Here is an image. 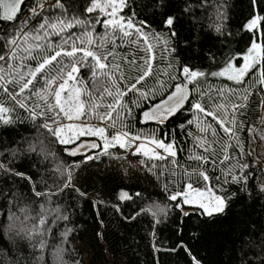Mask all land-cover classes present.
<instances>
[{
	"label": "trees",
	"instance_id": "1",
	"mask_svg": "<svg viewBox=\"0 0 264 264\" xmlns=\"http://www.w3.org/2000/svg\"><path fill=\"white\" fill-rule=\"evenodd\" d=\"M37 2L44 10L40 16H33L30 9ZM91 3L62 0L64 7L57 8L56 0H26L14 22L0 21V55L8 51L3 46L4 34L11 35L18 27L32 34L40 23L71 21L74 26L60 35L44 38L41 33L42 43L55 46L48 54L61 46L70 50L71 43L62 45L69 37L77 47L103 55L114 52L116 59L108 56V62L119 64L121 72L116 76L122 73L125 79L97 82L88 69H82V83L77 85L83 93L81 99L87 102L91 93L92 102L107 105L117 90L126 92L108 122V132L154 135L174 143V164L161 165L140 155L123 159L113 149L100 154L96 161L67 158L63 150L73 144H60L43 127L45 122L52 126L51 120L31 116L35 106L41 105L38 113L47 108L41 97L31 89L17 96L19 88L11 84L7 93L0 89V107L9 110L12 120L8 125L0 123V164L4 165L0 169V264H83L76 249L80 243L98 246L97 264H192L181 244L201 264H264V191L257 186L262 172L247 152L248 127L260 105L256 87L264 100V86L251 77L255 73L259 76L264 62L245 76L242 84L211 75L233 58L234 64L238 63L253 40L264 44V28L255 32L246 28L254 15L264 17V0H256L255 5L253 0H126L127 6L118 15L131 18L137 27L143 22L139 39L134 29L128 37L120 33L113 38L110 29L96 22L107 16L97 10L86 11ZM170 16L175 17L172 28L164 23ZM89 36L94 40L92 45L87 42ZM132 60L135 63H130ZM25 63L35 66V61ZM185 66L206 74L188 84L191 97L186 107L164 125L142 126L139 113L168 94L175 84L184 82ZM146 71L149 75L137 87L148 93V100L139 92L127 90V82H134ZM106 84L116 85L111 88L112 97L104 92ZM42 86L41 79L37 90ZM195 103L214 112L228 127L238 128L236 136L225 133L217 119L195 111ZM236 104L244 107L235 115L234 126L232 107ZM48 116L55 118V112L49 111ZM198 155L207 163L195 159ZM243 164L249 167L241 171ZM9 169L27 175L31 181L9 175ZM201 171L209 177L207 181L199 175ZM69 173L71 186L65 187ZM229 173L243 179L233 182ZM188 183L198 188L209 186L221 196L230 194L226 212L211 222L198 215L183 217L175 207L177 201H171L169 195L173 185L177 184L178 191ZM121 192L131 199L120 200ZM183 207L191 211L193 206ZM41 219L44 224H40ZM32 231L36 235L30 239ZM97 239L104 243L112 262L99 257L103 247Z\"/></svg>",
	"mask_w": 264,
	"mask_h": 264
},
{
	"label": "snow or ice",
	"instance_id": "2",
	"mask_svg": "<svg viewBox=\"0 0 264 264\" xmlns=\"http://www.w3.org/2000/svg\"><path fill=\"white\" fill-rule=\"evenodd\" d=\"M24 2L25 0H0V21L9 23L14 22L18 18V14L22 11ZM255 3L256 0H253L254 5ZM126 6V0H92L91 6H89L86 11L92 13L99 10L106 15L108 17L107 19H97L96 22L102 23L106 30L110 29L113 38L120 33L123 34V37H128L132 35L131 30L134 29L139 39L140 35H142L143 22H141V27H137L132 22L131 18L125 19L118 15ZM55 7L63 8L62 0H56ZM109 9L111 11H108ZM43 10L44 5L39 2L30 9L33 16H40ZM81 22L82 21H76V23ZM174 22L175 17L171 16L164 21L169 28L174 26ZM262 22H264V17L254 15L247 23L246 28L249 31L255 32L260 28H264V23ZM73 26L71 21L66 23L65 21L58 20L56 23H40L32 34L26 32L24 28L19 27L16 28L11 35L4 34L3 46L7 48L8 51L6 55H0V62H3L0 64V89H3V91L7 93L9 91L8 85L11 84L19 88V92L16 93L17 96L22 95L29 89L40 96L47 104V108L38 113L37 108H40L41 105H37L31 110V116L33 119L45 117L52 121V126H49V123L45 122L43 127L46 128L60 144L74 145L67 149L68 155L70 156H76L90 149H101V145L96 141L103 140L102 150L98 152L97 155H106L110 147L118 146L121 149H134V151L131 152L132 155H143L149 159L167 158L157 150H163V153H166L167 156L174 157L176 155L174 143H165L163 140L157 139L154 135L152 137H142L140 134H131L128 131H117L115 134L109 136L108 122L113 120L117 106L121 105V98L126 95V92L117 90L116 95L112 98V103L107 105L92 102L91 93H88L89 100L87 102L83 101L81 99L83 93L79 88H77L75 97H73V88L69 85L71 83L77 85L82 83L79 78V73L82 69H88L91 73V78L97 82L102 80L111 81L125 79L122 73L119 77L116 76V73L121 72L120 65L110 64L108 62V56H111L113 60L116 59V54L114 52L103 55L90 48L77 47L75 41L72 40L71 37L62 41V45L71 43L70 50L61 46L60 50H55L51 54H48V50L53 49L55 46L47 41L42 43L41 33L44 34V38L53 34L60 35L66 28H71ZM25 27H27L26 24ZM48 29L52 31H48ZM175 34L174 32L172 33V35ZM87 42L89 45H92L94 40L89 36ZM83 43L84 41L81 40V44ZM100 47H102V45H100ZM257 49L260 50L259 53ZM65 57L70 59L65 60ZM234 59L235 58L230 60L223 70L212 72L211 75L225 76V74L228 73L227 79L233 80L238 84L244 83V77L257 71L258 65L264 62V44L253 40L247 53L243 55L245 63L242 66L236 67L233 62ZM9 61H11V63H8ZM17 61H19V63H17ZM25 61H35V66L27 64ZM130 63H135V60L130 61ZM147 67L150 69L151 65H147ZM183 74L184 82L175 84L173 91H170L166 96L161 98L158 103L152 104L151 107L142 111V120L144 122L155 121L159 124H163L169 118L177 115L178 112L183 109L185 102L189 99L188 84L206 75L203 72L193 71L187 66L183 68ZM147 75H149V72L146 71L136 78L134 82H127V90L139 92L144 100H148L149 95L146 92H141L137 86ZM41 79L43 80V86L37 90L36 83ZM173 79H176V77H173ZM258 83L264 86V67L259 68ZM115 86L116 85L113 84L109 87L106 84L104 86V92L112 97L111 88ZM62 94H64L67 99L62 100ZM153 95L155 94L153 93ZM52 99L55 101L54 104L51 103ZM245 99H247V95ZM137 106L139 107V104H137ZM21 107H25V105L22 104ZM101 107L105 109L103 112L98 111ZM192 107L197 112L210 115L213 119H217L223 131L229 134L230 137L236 136V132L239 129L236 127H228L225 121L219 120L216 117L214 112H208L200 103H195ZM243 107L244 105L242 104H236L232 107V124L234 126L236 124L235 115L240 113V109ZM49 111L55 112V118L48 116ZM128 111L130 114L131 110L129 109ZM8 113V109L0 107V123L4 125L12 123V120L8 118ZM90 114L98 119L99 123L93 124L87 122L85 118ZM61 117L66 118L69 123L67 125L63 124ZM188 123L191 124L192 121L189 120ZM81 137H95L96 140L84 142L80 140ZM76 141L80 142L76 143ZM137 141L140 142L137 143ZM145 141L148 145L153 146L151 152L148 147L145 146ZM205 151H207V148H205ZM225 158L227 159V157ZM85 159L91 160L94 159V157L89 154ZM195 159L203 160L207 163L205 157L198 155ZM247 167H249L247 164L241 165V171L243 168ZM3 168L4 165L0 164V169ZM15 174L22 177L24 175L19 172ZM229 174L231 175V173ZM199 175L203 177L205 181L209 179L203 171H201ZM231 179L233 182L239 183L243 178L231 175ZM70 186L71 173H69V179L65 184V187ZM36 195L42 196L44 193L37 192ZM119 199H131V196L126 192H121L119 194ZM169 199L171 201H177L175 207L179 209L183 217L198 215L199 217L206 218L208 222H211L216 216L226 212L229 207L231 195L228 193H225L223 196L215 194L206 195L204 191L193 188L192 183H188L186 189L170 193ZM184 205L193 206L192 210L189 211L185 209L183 207ZM117 211H119V207H117ZM181 223H183V221H181ZM40 224H44L43 219H41ZM35 235V231L28 234L30 239ZM41 247H43L42 241ZM180 247H184L188 251V254L191 256L192 264H201V261L193 256L185 245L181 244Z\"/></svg>",
	"mask_w": 264,
	"mask_h": 264
},
{
	"label": "rangeland",
	"instance_id": "3",
	"mask_svg": "<svg viewBox=\"0 0 264 264\" xmlns=\"http://www.w3.org/2000/svg\"><path fill=\"white\" fill-rule=\"evenodd\" d=\"M46 2H48V1H46ZM97 11H99V10H97ZM108 11H111V10L109 9ZM257 52L259 53L258 49H257ZM244 63H245V61L243 59V56H241L239 59V62L236 63L235 66L240 67ZM224 68L225 67L221 68V70H223ZM221 70H219V71H221ZM227 75H228V73H226L225 76H218V77L227 79ZM257 78H258V75L255 73L251 77V81H254V79H255L256 82H258ZM227 80H229V79H227ZM229 81L235 82L233 80H229ZM256 82H255V85H256ZM69 86L73 88V97H75L76 90L78 88L77 84L71 83ZM256 94L260 98V105H259V110L257 112L256 117L251 120L249 127H248V148H247V152L251 158L252 164L255 165L256 167H258L262 172L261 180L259 181V184L257 186H258V189L264 191V165H263V160H264V106H262V105H264V100L262 99L261 93L257 87H256ZM65 99H67V97H65V95L62 94V100H65ZM66 107H67V104H66ZM86 121L93 123V124L99 123V121L95 122V120L92 118V116H89V120H86ZM68 123H69V121L66 118H64L63 124L67 125ZM110 132L111 133L108 132L109 136H111L112 134H115V132H117V130H113ZM82 138H93L94 140H96L95 137H81L80 139H82ZM97 142L101 145V149H98V152H100L102 150V146H103L104 141L99 140ZM139 142L140 141H137V143H139ZM68 145H70V144H68ZM145 146L148 147L149 151L151 152L153 146L148 145L146 141H145ZM110 149L115 150L116 153L118 154V157L123 158V159L129 158L130 156H132L131 152L134 151V149H121L118 146L110 147L108 150H110ZM157 151L161 152L167 158L166 159H149L143 155H140V156L142 158H147V159L155 161V162H160L161 165L169 166V164H174V158L172 156H167L166 153H163V150H157ZM97 153L91 154L94 157V159H91V160L84 159L85 162L98 160L100 158V156L97 155ZM6 172L9 175H16L15 173H17V171L14 169H9ZM17 176H19V175H17ZM19 177L23 178L26 182L31 181L30 178L25 174L23 175V177L22 176H19ZM173 186H175V187H173L171 193L177 191L176 190L177 184L173 185ZM193 188L204 191L206 193V195H212V194L218 195L217 192L209 186H205V187H201V188L193 186ZM182 189H186V185H184V187ZM186 206H190V205H186ZM97 242L103 247V249H101L102 254L99 257H101L103 259H107V260L112 262L114 259L106 251L104 243L102 244L101 239H97ZM76 249H77L78 255H79L80 259L82 260L83 264H97V258H98L97 252L100 250L97 245H94V244L88 245L85 243H80V244L76 245Z\"/></svg>",
	"mask_w": 264,
	"mask_h": 264
},
{
	"label": "water",
	"instance_id": "4",
	"mask_svg": "<svg viewBox=\"0 0 264 264\" xmlns=\"http://www.w3.org/2000/svg\"><path fill=\"white\" fill-rule=\"evenodd\" d=\"M26 1V0H25ZM23 6V5H22ZM187 88H188V94H189V99H188V101H186L185 102V105L183 106V109L186 107V105H187V103L189 102V100H190V97H191V90H190V88L187 86ZM174 90V86L172 87V89L170 90V91H173ZM167 95V94H166ZM165 95V96H166ZM159 101H157V102H155V103H158ZM154 103V104H155ZM151 107V106H150ZM182 109V110H183ZM146 110V109H145ZM181 110V111H182ZM181 111H179V112H181ZM178 112V113H179ZM176 116V115H175ZM174 116V117H175ZM171 118H173V117H171ZM171 118H169L167 121H165V123H163V124H159V123H157V122H155V121H148V122H144L143 120H142V111L139 113V115H138V120H139V123L142 125V126H157V125H164V124H166ZM82 141H84V142H90V141H95L94 139H81ZM80 141H77L76 143H79ZM97 142V141H96ZM74 145H72V146H70V147H66L64 150H63V154H64V156H66L67 158H70V159H79V158H85L87 155H89V154H94L95 152H96V150L97 149H90V150H87V151H85V152H82V153H79L78 155H76V156H70V155H68V152H67V149L68 148H71V147H73Z\"/></svg>",
	"mask_w": 264,
	"mask_h": 264
},
{
	"label": "built area",
	"instance_id": "5",
	"mask_svg": "<svg viewBox=\"0 0 264 264\" xmlns=\"http://www.w3.org/2000/svg\"><path fill=\"white\" fill-rule=\"evenodd\" d=\"M48 3H46L45 5H47Z\"/></svg>",
	"mask_w": 264,
	"mask_h": 264
}]
</instances>
